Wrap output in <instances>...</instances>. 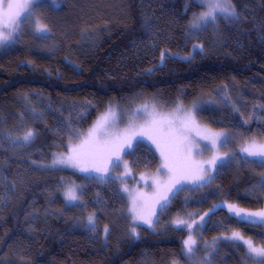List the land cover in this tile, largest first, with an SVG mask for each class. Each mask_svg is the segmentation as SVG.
<instances>
[{
  "label": "trees",
  "instance_id": "16d2710c",
  "mask_svg": "<svg viewBox=\"0 0 264 264\" xmlns=\"http://www.w3.org/2000/svg\"><path fill=\"white\" fill-rule=\"evenodd\" d=\"M34 23L0 48V264H257L243 246L220 240L232 231L264 243V227L227 219V209L194 225L214 204L264 209V167L241 157L247 139H264V0H231L237 17L206 30L189 27L199 0H41ZM196 43L203 50H193ZM166 51L163 64L159 55ZM180 55V56H176ZM194 103L196 117L229 133L230 159L210 183L183 189L159 210L152 228L131 221L128 199L114 180L47 168L109 106ZM247 121V123H244ZM28 129V143L17 141ZM132 171L150 172L160 157L136 142ZM70 182L80 185L67 204ZM95 214V230L87 223ZM108 227L107 235L104 232ZM135 227L138 238L131 235ZM215 241V242H214Z\"/></svg>",
  "mask_w": 264,
  "mask_h": 264
},
{
  "label": "snow or ice",
  "instance_id": "6c2138e0",
  "mask_svg": "<svg viewBox=\"0 0 264 264\" xmlns=\"http://www.w3.org/2000/svg\"><path fill=\"white\" fill-rule=\"evenodd\" d=\"M53 2L55 3V0ZM199 4L206 10L195 15L194 20L190 23L189 27L195 32L206 30L207 26L214 24L218 18L235 19L237 17L231 0H199ZM44 6L41 0H8L5 7L3 0H0V47L14 44L22 24L32 21L36 9ZM34 31L41 34L48 32L49 29L37 18L34 21ZM197 49L202 51L203 45H194L193 50ZM166 55V52L161 53V64H163ZM197 107V105H193L192 111H188L177 118L160 116L155 112L149 113L151 118L146 125H141L139 130L130 125L129 130L123 133L108 131L114 126L117 115L113 109L109 108L108 112L96 122L79 144L69 147L67 155H55L51 166L70 167L82 173L96 172L101 174L99 178L103 179L111 171H115L122 165L124 169L122 176H127L131 174V170L128 163L123 161V156L134 150L136 147L134 142L138 143L139 140L147 139L159 151L163 161L161 168L165 171L168 179L162 181L159 177L153 178L156 193L151 198V205H148L147 213L138 210L136 206L138 198L136 197L133 198L130 212L135 220L142 221L149 228H152L154 227L153 217L157 216L152 205L158 206L163 211L169 205L171 198L182 190L185 182L194 183L197 186L210 183L214 178L212 170L224 166L230 159L227 153L224 156L213 155L210 160L204 163H197L190 159L192 149L188 134L196 126L194 110ZM147 108L148 105L142 106L145 112H147ZM176 111H183L182 106H178ZM34 136L35 132L28 129L22 136L16 137V140L28 143ZM201 138L208 141L213 148L226 146L229 143V134L211 133L206 129L203 130ZM240 154L246 161L264 167V143L258 142L257 139L245 143L240 148ZM141 179L144 177L142 176ZM260 183L264 185V179ZM80 188L81 186L74 182L67 185L64 191V200L67 204H72L81 199ZM123 191L127 192L129 189L124 187ZM140 198H143V194ZM224 209H227L229 221L235 220L237 224L249 227H264V209L247 211L234 203L220 202L214 204L208 212L200 217L199 222L188 223L179 218L173 221L174 227L178 229L186 227L189 230L190 234L183 242L184 252L187 256H193L196 248V240L191 235L194 225L202 227L206 223V217ZM87 223L91 226L90 230L94 231V213L88 216ZM104 232L106 235L109 232L107 226H105ZM131 235L133 238L139 237L135 227L132 228ZM219 239L231 241L238 247H245L250 259L256 261L257 264H264V243H257L252 238H246L240 231H232L230 235L222 236Z\"/></svg>",
  "mask_w": 264,
  "mask_h": 264
},
{
  "label": "rangeland",
  "instance_id": "374dc122",
  "mask_svg": "<svg viewBox=\"0 0 264 264\" xmlns=\"http://www.w3.org/2000/svg\"><path fill=\"white\" fill-rule=\"evenodd\" d=\"M3 2H4V5L6 7L8 0H3ZM205 10L206 9H204L203 11H205ZM35 19H37L36 13H35V16L33 17L32 21L25 22L24 24H22L21 27H25L31 23H34ZM19 33H20V31L18 32V34L16 36H18ZM197 44H200V43H196L194 45H197ZM193 46H192L190 54L182 56V57L190 58L191 53L193 51ZM162 52H166V51H162ZM161 53L159 55L157 65L161 64ZM176 56H180V55H176ZM143 105H148L147 112H145L142 109ZM193 105H195V104L194 103L176 104L174 106H171L170 108H164V107L161 108V107H158L157 105H155L153 103H142V104L133 106L131 108H120L118 105L109 106L105 111L100 113L94 119L92 124L86 130H84L73 142L70 143L69 147L74 146L76 144H79L80 141L87 135L88 131L95 126L96 122L105 113L108 112L109 108L113 109V111H115L117 115L115 117L114 126L109 128L108 131L109 132H116V133H123L124 131L129 130L130 125H132L136 130H139V127L141 125H146L151 118L149 113L155 112L160 116H165V117H169V118H177V117L183 116L188 111H192ZM178 106H182L183 111L177 112L176 110H177ZM137 110H140V111H137ZM195 119H196V126L193 128L191 133L188 134V140L190 142V147L192 149L190 159L192 161L197 162V163H204V162L210 160L213 155L224 156L226 153L229 155L230 151H227L224 149V148L228 147L229 143L226 146H218L216 148H213V147H211V145L209 144L208 141L201 138L203 130H205V129L210 131L211 133H227V134H229L228 131H226L225 129H220V128H212V127L206 125L205 123L201 122L196 117V111H195ZM251 140L252 139H247V141H244L243 143H241L239 146V152H240V148L243 147L245 145V143L250 142ZM139 141L146 142V143L150 144L154 148V150L158 153L161 162H160V166L157 169L150 171V172L144 171V172H136L135 173L134 171H132V168L129 164V160L126 157V155L123 156V161H126L128 163L129 168L131 170V174L127 175V176H122V173L124 172L122 165L120 168L116 169L115 171H111L103 179H100L99 177L101 174L96 173V172L82 173V172L78 171L77 169H73L70 167H63V166L52 167L51 165H52V161H53L54 156L58 155V154L67 155L69 147L67 148L66 151L55 154L50 163L41 164V165L43 167H47V168H60V169L71 170V171H74V172L81 174L83 176L93 177L95 179L105 180L107 178H110V179L114 180V182L116 183V185L118 187V190L120 192H122L124 194V196L128 199V211L131 215V221L134 224H137L138 226L149 228L148 225L144 224L142 221L135 220L133 217V214L130 212V209L132 207L133 198L134 197L138 198L137 199V205H136L138 210H141V211L147 213L148 205H151V198H153L155 193H156V188L153 184V178L159 177L160 180L166 181L168 179V176L166 175L165 171L161 168L163 161H162L160 153H159V151H157L155 145H153L147 139H143V140H139ZM229 141H231V138H229ZM258 142L264 143V139L258 140ZM135 143L136 142H134V144ZM205 166H207V165L205 164ZM215 170H216V168L212 170V176L214 175ZM142 176L144 177V179H141ZM124 187H127L129 189V191H127V192L123 191ZM196 187H199V186H197L194 183L185 182L183 184L182 190L183 189H193ZM141 194H143V198H140ZM79 201L74 202L72 204H77V203H79ZM152 207L155 208V211L158 214V211L160 210L159 207L155 206V205H152ZM156 218H157V216L153 217L154 224H155ZM180 219H182V218H180ZM244 249L246 251L245 247H244Z\"/></svg>",
  "mask_w": 264,
  "mask_h": 264
}]
</instances>
